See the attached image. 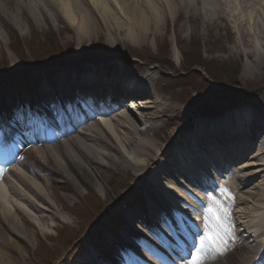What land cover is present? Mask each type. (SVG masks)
<instances>
[{"label": "bare ground", "instance_id": "6f19581e", "mask_svg": "<svg viewBox=\"0 0 264 264\" xmlns=\"http://www.w3.org/2000/svg\"><path fill=\"white\" fill-rule=\"evenodd\" d=\"M25 11L30 13L36 24L40 22L36 18V12L41 17L49 15L54 21H64L68 28L76 30L81 37H87L88 30L100 26L101 18L97 19V15L108 16L106 18L112 20L116 30L124 28L126 34L131 32L128 34L129 40L138 44L147 43L149 37L157 39L162 32L168 35L167 24L174 22L172 33L176 40L183 42L189 37V39L230 43L232 47L229 52L245 60L244 76L255 78L264 70V0H0V18L14 19L17 22L20 18L19 14ZM24 27L19 26L20 31L27 30L25 25ZM119 69V72L117 68L114 70L116 74L112 77L114 80L106 77H102L104 78L102 80L97 77L98 81L87 82L85 78L80 84L81 91L92 90L95 97L99 88L110 86L116 95V98L113 97L115 101H118L119 97L136 98V103L131 106L142 111V120L135 118L123 107L113 109L112 104L101 112L98 119H94L93 115L85 116L82 111H78L79 114L76 111L68 113L72 107L79 106V101L75 97L76 92L72 93L77 87L71 78L73 72L70 68L63 69L67 75L63 80L58 81L54 88L55 102L46 104L34 97L31 100L32 111L28 115L23 112L22 104L15 106L12 100L4 95V102L0 103V134L8 133L10 139H15L21 137L17 131L31 135L29 128L32 127L35 132L27 142H22L25 149L23 158L18 162L13 161V166L9 167L6 173L0 171V256L13 250L26 256L27 252L23 244L33 247L36 237L35 229L28 228L25 223L35 225L39 232L45 233L50 228L48 222L55 220L59 210H64L62 203L55 198L52 199L51 192H47L54 182L71 191L65 194V198L70 203L77 201V196H82L85 187L92 186L104 196L103 188L97 184V181H102L100 174L103 167L130 168L138 177L136 188L142 192L150 190L154 193L156 204L148 206L149 213L145 212L147 214L143 215L128 213L123 223L127 236L125 244H122L124 250L115 243L107 249L109 255L112 254V257L124 261L125 264L153 263L150 258L147 261L140 259L142 251L139 247L126 246L132 236L134 222L145 224L150 216L167 226V220L160 212L162 206L170 209L177 219L178 226L186 223V216L200 213L195 210V203L190 202L177 187L167 181L169 173L176 170L173 157L168 161L169 166L160 168L157 172L149 169L156 164L153 163V159L166 161L168 152L165 148L175 146L178 142L174 131L166 132L162 141L166 143L165 146L162 143L152 142L149 136L156 135L159 119L169 112L178 114L180 112L154 92L156 89L151 85L154 83L155 75L149 68L138 69L134 78L141 86L131 90L124 88L122 83L126 82L118 79V75L123 74L124 71L123 66ZM92 71L95 74L96 70ZM50 93L43 89L40 95L42 98L51 97ZM61 98L66 100L65 106L56 103ZM21 101H25L24 97ZM254 119L252 118L250 125H236L240 121L239 115L222 117L211 128L214 129L212 132L209 129L204 131L205 146L209 144L211 147L221 148L226 152V160L234 162L243 158L256 140L254 149L256 155L251 158L252 160L258 157L264 158V128ZM70 123H77L78 126L73 131L62 132V126ZM180 123L183 124L182 120ZM143 124L147 125L142 129ZM34 126H37V130ZM233 126L236 128L234 129ZM216 128L221 129L216 130ZM245 128H249L248 132ZM178 136L183 137L185 133L182 131ZM55 141L60 142L55 143ZM238 142L242 143L239 147L236 145ZM231 143L234 144V149H231ZM221 164L227 166L225 161ZM261 173L262 171H257L253 175ZM239 176L238 179L241 178ZM236 180L237 175L232 174L233 185ZM239 187L241 190L247 188L248 181L240 180ZM251 188L255 191L241 195L237 205L241 203L243 205L250 200H264V177ZM178 201L184 202L186 206L181 207ZM253 206L261 209L260 206ZM239 213L245 214L243 211ZM61 217L66 219L62 215ZM261 218H264V215ZM256 227L254 232H249L247 237L243 238L244 251L254 252L255 248L262 244L264 222ZM159 235L166 249L168 246L182 252L183 245L179 243L177 247L160 233L158 238ZM140 238L146 240L150 236L142 232ZM151 245L161 254L160 248ZM117 247L120 249L121 257L114 254L117 252ZM162 254L172 264H176V259L163 252ZM182 254L186 257L184 252ZM100 256L104 255L100 254ZM252 258L246 256L240 263L248 264Z\"/></svg>", "mask_w": 264, "mask_h": 264}, {"label": "rangeland", "instance_id": "374dc122", "mask_svg": "<svg viewBox=\"0 0 264 264\" xmlns=\"http://www.w3.org/2000/svg\"><path fill=\"white\" fill-rule=\"evenodd\" d=\"M92 1V0H91ZM19 14V13H18ZM37 16L36 18L40 20L37 24L34 21V18L30 15L29 12L26 13H20L19 20L16 22L14 19H4L0 18V57H2L3 60H6L8 63L12 65L14 69H19V61L16 58V56L11 52L10 46H14L18 50L20 49V44L18 42H13L11 40H8L4 30L2 29V25H8L11 28L15 29V31L18 33L19 38L23 40L27 45L30 44V46H33V44L36 42L39 43L40 46L45 48H52L55 45H61L65 48H71L73 53L77 55L81 59H94V58H108L110 56H119L126 59L135 58V57H145V54L147 52L146 49H149L152 52H156V49L159 46H162V50L167 53V56L169 58V61L173 63V66H179V64L182 62L183 55L188 57L190 62H187V64L192 63H198L202 64L206 71L215 78L216 82L220 84V87L223 89H226V93L230 92L231 94H238L243 97L250 96V104H261L264 102V70L255 78L244 76L243 75V63L245 62L243 57H240L238 55L232 54L229 52L230 48L232 47V44L230 43H220V42H213L209 40H200V39H191L188 38L183 41L182 43H179V47L181 46V50H179L173 42L174 35L172 33V28L175 25V23H169L167 24V30L168 35H164L163 32L160 34L159 38L153 39V37H149L147 43H134L129 40L128 34L131 32H128V34L125 33L124 28H121L119 30H116V25L113 24L112 20H108L106 17L108 16H99L97 15V19L101 18V24L100 26H96V29H91L86 32L87 37H81L80 34L74 29L68 28L66 23L63 21H54L51 19V16L46 15L45 17H41L37 12L35 13ZM18 16V17H19ZM17 17V18H18ZM112 19V15L110 16ZM106 18V19H105ZM21 19V20H20ZM117 19V17H116ZM179 24L181 21H178ZM177 22V23H178ZM123 23V22H122ZM103 24V26H102ZM21 28H25L24 25L27 27V30L20 31L19 26ZM163 25V24H162ZM171 27V28H170ZM130 36V35H129ZM53 53V52H52ZM49 53L48 55L52 54ZM138 67H142L139 63H134ZM135 65V66H136ZM134 66V67H135ZM154 66V65H153ZM183 66V65H181ZM181 68V67H180ZM151 71H154L155 77L161 79V73L157 71L155 67L150 68ZM185 69V68H182ZM191 69V68H190ZM201 67H193L191 76H195L192 78L195 80V85H191L189 88L184 89V94L181 96L183 97V103L177 100H172L171 98L167 96H162V98L166 99L169 104L172 105V107L176 109H180L185 123H190L193 121L194 118H196L198 115V110L195 108H189L188 112L185 104H189L190 102H196L199 101L201 98V95L203 92L201 88L207 83L210 88L216 89L214 85H211V82L208 81L209 78L206 76V71ZM131 70H134L131 68ZM167 77V76H163ZM209 82V83H208ZM205 83V84H204ZM158 85V83H157ZM158 89L160 92L161 87L158 85ZM180 92V91H178ZM171 99V100H169ZM181 99V98H180ZM200 100L199 102H201ZM241 103V102H240ZM260 111V110H259ZM137 114H136V113ZM133 116L135 118H138L139 116H142V111H135ZM140 114V115H139ZM139 115V116H138ZM174 121V122H172ZM172 122V123H171ZM158 123V130L154 137L151 135L149 136V139L152 140V142H158L162 141L163 137L165 136L166 132L171 131L173 124H178L176 120L170 119L166 120L165 118L159 119ZM142 128H144V124L142 125ZM163 144V143H162ZM164 145V144H163ZM105 168V169H104ZM254 169V168H253ZM253 169L249 171V173H252ZM254 172V171H253ZM131 174H134L130 168H122L120 166H115L113 168H106L103 167L100 177L102 181H97V184L101 185L100 187L103 188L105 195L102 196L99 192H97L92 186L85 187L84 193L82 195L85 197L88 195V192H93L99 198H103L104 202L106 203L107 210H113L118 211L120 213L119 218L121 220H124L123 212L130 210L129 207L119 208L120 202L123 201V199L128 195V191L131 189V186L127 189H124L122 187L117 186L112 180V177H120L123 176L125 178L126 176H130ZM59 187V186H54ZM62 189V190H60ZM57 190L47 192L50 193V196H52V199L62 200V203L65 204H71L66 198H65V192H71L68 188L67 190L64 188H60ZM66 190V191H65ZM182 190V188H181ZM83 196L79 197L77 200L83 203ZM118 201L117 206H113V208H110V205H112V202ZM61 202V201H60ZM144 202V200H143ZM78 203V202H77ZM76 203V204H77ZM256 203H248L245 206L250 208L248 210V215L245 216L247 219L250 217H255L256 214L252 213L250 214L249 211H254L251 207ZM134 209V207L131 208V210ZM239 215V214H238ZM240 216V215H239ZM250 221V220H249ZM253 222V221H251ZM49 223V222H48ZM26 224V223H25ZM99 224H95V227ZM28 228H31L30 224H26ZM58 225H56L57 227ZM35 229V245L32 247L28 245H24V249L27 252V255L24 256L22 254H19L16 251L11 252H5V255L7 260H4L5 264H37L32 255L31 252L35 250V246L38 244V240L40 239H46L50 233L47 230V233L39 232L36 227L31 228ZM97 237H102L101 235H98ZM108 241H111V237H108ZM90 244L93 245V240L90 241ZM105 248L103 250L105 251ZM76 249H79V246L75 245L70 251H68L66 254L67 257H71L73 255V251ZM86 255H79V257H75L73 259H70L71 263H74L76 259L79 260H85ZM4 264V263H1ZM223 264V263H220Z\"/></svg>", "mask_w": 264, "mask_h": 264}, {"label": "snow or ice", "instance_id": "6c2138e0", "mask_svg": "<svg viewBox=\"0 0 264 264\" xmlns=\"http://www.w3.org/2000/svg\"><path fill=\"white\" fill-rule=\"evenodd\" d=\"M221 191L232 198L226 187ZM203 218V232L195 241L189 238L191 247L181 248L186 255L184 264H208L210 256H222L228 251L226 237L232 233V226L227 209L215 197L209 196Z\"/></svg>", "mask_w": 264, "mask_h": 264}, {"label": "trees", "instance_id": "16d2710c", "mask_svg": "<svg viewBox=\"0 0 264 264\" xmlns=\"http://www.w3.org/2000/svg\"><path fill=\"white\" fill-rule=\"evenodd\" d=\"M197 65H199V64H197Z\"/></svg>", "mask_w": 264, "mask_h": 264}]
</instances>
